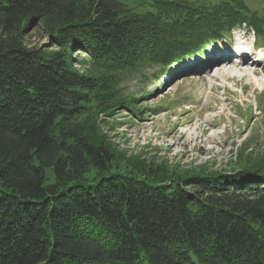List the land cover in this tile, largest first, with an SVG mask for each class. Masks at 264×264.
<instances>
[{
	"label": "trees",
	"instance_id": "trees-1",
	"mask_svg": "<svg viewBox=\"0 0 264 264\" xmlns=\"http://www.w3.org/2000/svg\"><path fill=\"white\" fill-rule=\"evenodd\" d=\"M148 1L140 14L120 0H0V264H264V170L162 185L81 175L115 160L77 121L112 83L78 73L75 53L119 73L203 56L236 27L264 39L242 0ZM36 26L52 51L27 43Z\"/></svg>",
	"mask_w": 264,
	"mask_h": 264
},
{
	"label": "rangeland",
	"instance_id": "rangeland-1",
	"mask_svg": "<svg viewBox=\"0 0 264 264\" xmlns=\"http://www.w3.org/2000/svg\"><path fill=\"white\" fill-rule=\"evenodd\" d=\"M120 1L136 13L150 10L148 0ZM242 1L250 14L264 20V0ZM27 43L53 50L40 26L30 31ZM204 53L119 73L98 69L84 52L74 54L78 73L108 76L112 83L109 93L91 94L77 118L89 140L105 145L115 157L105 173L84 170L86 182L121 173L162 185L264 170V39L251 26L236 27ZM255 62L258 76L231 78L219 68ZM180 79L187 82L177 87ZM54 182L53 170L47 169L46 184Z\"/></svg>",
	"mask_w": 264,
	"mask_h": 264
},
{
	"label": "bare ground",
	"instance_id": "bare-ground-1",
	"mask_svg": "<svg viewBox=\"0 0 264 264\" xmlns=\"http://www.w3.org/2000/svg\"><path fill=\"white\" fill-rule=\"evenodd\" d=\"M244 48V47H243ZM243 50H245V48L243 49ZM246 62L247 61H243V63H245L246 64ZM248 64H250V63H248ZM242 64H238V65H236V66H232V64H230V63H228V64H226L225 65V63H223L222 65H220L221 67H219V68H221L220 69V71L222 70V69H224L225 71H226V74H228L229 73V75L230 74H232L231 75V78H236V76L237 75H243L244 77H250V76H252V75H260V71L259 70H257V68H255L254 67V65H257V62H255V63H253V65H251V66H249V67H242L241 66ZM218 68V67H217ZM254 68V69H253ZM234 70V72L232 73L231 71H233ZM219 70V69H218ZM228 76V75H227ZM187 81H181V79H180V82H179V84L177 85V87L178 86H180V85H182V84H185Z\"/></svg>",
	"mask_w": 264,
	"mask_h": 264
}]
</instances>
